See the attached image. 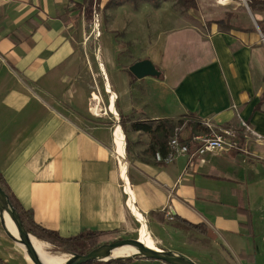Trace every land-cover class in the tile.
<instances>
[{"label":"crops","instance_id":"0c3cea01","mask_svg":"<svg viewBox=\"0 0 264 264\" xmlns=\"http://www.w3.org/2000/svg\"><path fill=\"white\" fill-rule=\"evenodd\" d=\"M212 1L199 0V10L184 9L177 25L158 31L122 27L129 64L150 59L161 72L128 81L133 94L123 111L142 122L194 114L204 126H232L248 151H220L192 163L180 155L156 165L141 159H153L145 154L150 134L134 130L143 138L128 140L120 124L82 118L93 91L85 84L92 60L81 54H88V43L77 38L85 11L75 4L83 2L0 0V173L37 223L68 237L145 220L157 248L196 264H264V139L243 125L264 138V12L245 3L248 11H239L236 0H224L216 11ZM142 4L161 8L144 0L118 6ZM236 18L242 24L230 30L217 23ZM108 45L102 42L101 50ZM184 126L181 134L189 138L192 130ZM154 210L204 223L208 233H192L190 240L175 219L155 220ZM168 236L185 250L167 243ZM140 258L131 264H167Z\"/></svg>","mask_w":264,"mask_h":264},{"label":"rangeland","instance_id":"374dc122","mask_svg":"<svg viewBox=\"0 0 264 264\" xmlns=\"http://www.w3.org/2000/svg\"><path fill=\"white\" fill-rule=\"evenodd\" d=\"M89 1V0H88ZM84 0H77V3H82V10L85 11V29L80 35V32L77 33V38L79 40H83L87 45L88 54L86 50H81V54L83 60L88 63V58L92 60V65L89 73L92 75L91 79L86 81V85L90 87L93 91L91 92V99L88 102L89 111H87L88 115L82 114V118L92 124H108L111 126L121 125L125 131V134L128 136V140H132V138H136L141 141L140 139L143 138V135L140 134L138 136L133 135L134 129L132 127L133 120H139V115L137 113H131L125 116L124 109H127L129 105V94L132 93V86H128V81L131 82L133 85L135 76L130 72V64L128 62L129 51L127 49L128 46L122 47L123 37H126V33L122 31V27L126 24L131 26H143L146 30H155L158 31L160 26H173L177 25L178 17L180 16L181 12H184V8L179 5L177 0H161L163 5L161 6L158 12L153 11L151 7H143L142 5L139 6H118L115 4H110L106 6L107 0H101V3H96L94 0L93 5L90 4V1ZM241 2L242 6H239V11H248V8L244 6L246 0H236ZM107 2V3H106ZM131 3H135L130 1ZM227 1L224 0H213L212 6L216 9V11L221 8L223 5L222 3H226ZM236 3V2H235ZM246 4V3H245ZM205 6V5H203ZM219 6V7H218ZM232 6V5H231ZM204 10V9H203ZM217 13V12H216ZM183 15L185 13H182ZM234 15V13H228L226 18L230 20V16ZM184 20V18H183ZM196 22V20H195ZM208 22V21H207ZM236 24L241 25L242 22L236 18L232 25L236 27ZM97 26L100 29L101 34L97 35V32L94 33L93 30ZM117 27L113 32L112 35L109 34L111 27ZM153 27V28H152ZM110 28V29H109ZM142 35V34H141ZM110 36V37H109ZM111 38V40H110ZM108 43L107 49L101 50V43ZM112 43V46L110 44ZM118 44V45H117ZM97 48V49H96ZM104 65V67H103ZM105 68V69H104ZM106 70V71H105ZM107 73V74H106ZM93 77V79H92ZM112 85V89L117 93V98L115 92L111 90L109 82ZM107 82V83H106ZM139 86V85H138ZM107 89V93L106 92ZM94 92L96 95V99L94 98ZM116 99V104H115ZM112 102V103H111ZM98 103V107L96 108V104ZM114 110L115 115L110 109ZM118 110L117 111L115 110ZM93 108V111H92ZM99 108V109H98ZM103 108V110H102ZM108 108V110H107ZM95 113V114H94ZM126 117V118H125ZM124 118V126L122 124V120ZM180 119H178L179 121ZM183 126H179V131L183 132ZM9 226L2 220V215L0 214V257L3 258L5 262L8 264H35L34 262L31 263L32 260L24 248L19 244L17 241L16 234V226L14 221L10 222ZM9 228V230H8ZM140 223H134L131 228L126 230H114L108 234H102L100 238V245L101 244H108L117 239L122 238H133L138 239L140 235ZM9 231L10 234L7 232ZM166 240L167 243L177 242L179 243V247L183 250L185 248L182 246L179 240H176L174 237ZM15 238V239H14ZM38 239V238H37ZM40 240V239H39ZM42 241V240H41ZM155 237L151 234V242L149 246L159 249L155 245ZM45 243V249L53 254H60L66 255L67 259L72 256V254L67 252H54L56 248L52 246L48 242ZM130 250V249H129ZM116 257V258H128L133 257L136 259H141L140 257H134L132 255ZM145 258V257H143ZM114 259V258H113ZM100 261V260H99ZM106 261V260H101ZM2 264V263H0ZM111 264H122L119 262H113ZM131 264V263H130Z\"/></svg>","mask_w":264,"mask_h":264},{"label":"trees","instance_id":"16d2710c","mask_svg":"<svg viewBox=\"0 0 264 264\" xmlns=\"http://www.w3.org/2000/svg\"><path fill=\"white\" fill-rule=\"evenodd\" d=\"M89 1L90 4L93 5L94 0H89ZM129 1L136 2L138 0H109L106 6H108L110 2L111 4L120 5ZM144 1L151 2L155 7H160L162 2L161 0H144ZM246 1L252 12L254 13L264 12V0H246ZM177 2L186 10L189 9L199 10L201 8L199 0H177ZM96 3L100 4L101 0H96ZM75 6L82 8V4L81 5L75 4ZM224 21L226 22L227 20L225 19L218 20L217 23H219L221 27L227 30L234 28V26L229 21L227 23H225ZM122 124L123 126L125 125L124 118L122 120ZM183 125H185L184 128L192 130V133L189 138H185L184 136H182L181 134L182 132L179 131L177 133V136L179 140H181L182 142L190 140L196 134L193 132V130H199L201 132H208L209 130L206 126L202 124V121L199 118H197L194 114H187L177 122L169 119L160 120L157 123L154 121L134 122L132 124L134 130H142L150 134L151 137V141L147 149L145 150V154H148L153 159L149 160L147 158H141L142 161L153 163L156 165L166 164V162L162 160L155 159V155L159 152L161 155L167 156L172 151V147L170 146V141L175 137L176 129L179 128V126H183ZM127 148L130 151V143H128ZM0 185L7 193L13 207L19 213L24 228L35 238H38L44 242H48L52 246H54L56 248L54 252L56 251L67 252L72 255L75 254L84 255L90 252L91 250H93L94 248L100 246V238L103 232L86 231L68 237L62 236L58 231L49 229L35 221L32 210L26 209L23 206V204L17 198V196L15 195V193L13 192V190L11 189V187L9 186V184L7 183V181L5 180L4 176L1 173H0ZM150 214L155 220L161 223H165L169 219H175L173 225L184 231L186 234H188L190 240H194V236L192 233L199 232L204 235H207L208 233V227L204 223L195 224L180 216L167 214L166 211H162V210H156V211L154 210L151 211ZM204 241L209 242L208 239H204ZM134 259L135 258L133 257H128V258H114L107 261L93 260L82 264H111L113 262L130 264L134 261ZM0 263L8 264L3 260L2 257H0Z\"/></svg>","mask_w":264,"mask_h":264},{"label":"water","instance_id":"95a60500","mask_svg":"<svg viewBox=\"0 0 264 264\" xmlns=\"http://www.w3.org/2000/svg\"><path fill=\"white\" fill-rule=\"evenodd\" d=\"M248 6L247 2H245ZM130 72L137 78H144L146 76H160L161 72L157 69L154 63L150 59H142L136 61L134 64L130 66ZM0 198L5 199L9 213L16 224L17 230L20 234L19 242L25 245L27 254L33 260L35 264H45L39 254L36 252L31 240L30 234L23 226L19 213L11 204L7 193L4 191L2 186L0 185ZM9 234L10 232L7 231ZM15 239V238H14ZM130 245L134 246L138 249V253L133 254L134 257H145L148 259H156L166 262L167 264H196L194 260H192L189 256L177 253L169 250L156 249L151 246H148L143 241L133 238H122L117 239L108 244H101L97 248H94L90 252L84 255L75 254L72 255L64 264H82L88 261L93 260H110L113 257L109 256L111 251L115 248ZM129 257V256H128Z\"/></svg>","mask_w":264,"mask_h":264},{"label":"built area","instance_id":"2783aa9c","mask_svg":"<svg viewBox=\"0 0 264 264\" xmlns=\"http://www.w3.org/2000/svg\"><path fill=\"white\" fill-rule=\"evenodd\" d=\"M94 33L101 34L100 29L95 26ZM264 42V37L262 38ZM205 126L209 129L208 132L195 134L191 141L182 142L179 140L177 133L179 128L176 129L175 137L170 141L172 151L163 156L159 152L155 155V159L162 160L166 163L172 162L177 156L187 155L189 163L195 159L205 160L207 155H214L220 151H248L241 143V135L239 131L232 126L216 127L210 122H205ZM245 129L258 139H264L257 134L253 128L246 122H243Z\"/></svg>","mask_w":264,"mask_h":264},{"label":"bare ground","instance_id":"6f19581e","mask_svg":"<svg viewBox=\"0 0 264 264\" xmlns=\"http://www.w3.org/2000/svg\"><path fill=\"white\" fill-rule=\"evenodd\" d=\"M98 106L99 105L96 104V108ZM0 214L2 215L3 222L6 224V226H9V228H10L11 225H9V224L13 219L9 213L8 205L5 201V199H3V198H0ZM15 226H16V224H15ZM9 228H8V230H9ZM16 231H17V234H16L17 238H20V234L17 230V227H16ZM139 239L141 241H143L145 244H147L148 246L151 242V232H150L148 225H147L145 220H143L142 226L140 228ZM30 240H31L36 252L39 254V256L41 257V259L43 260V262L45 264H64L67 261L66 255L53 254V253L49 252L48 250L45 249V243H43L41 240L35 238L34 236L31 235ZM19 244L26 251L25 245L21 242H19ZM138 252L139 251L136 247L130 246V245H125V246L115 248L113 251H111L109 256L116 258V257H122L121 255L128 256V255H132V254H135ZM30 262L33 263V260H31Z\"/></svg>","mask_w":264,"mask_h":264}]
</instances>
